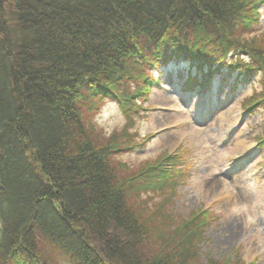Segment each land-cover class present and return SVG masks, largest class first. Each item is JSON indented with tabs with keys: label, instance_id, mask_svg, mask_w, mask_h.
<instances>
[{
	"label": "trees",
	"instance_id": "obj_1",
	"mask_svg": "<svg viewBox=\"0 0 264 264\" xmlns=\"http://www.w3.org/2000/svg\"><path fill=\"white\" fill-rule=\"evenodd\" d=\"M262 10L264 0H0V264H246L237 250L201 253L214 211L172 209L180 156L138 169L116 158L141 148L127 129L171 61L197 71L184 90L213 69L235 76L233 89L254 79L242 106L258 101L264 120V46L244 37ZM108 99L126 123L106 140L92 114Z\"/></svg>",
	"mask_w": 264,
	"mask_h": 264
},
{
	"label": "rangeland",
	"instance_id": "obj_2",
	"mask_svg": "<svg viewBox=\"0 0 264 264\" xmlns=\"http://www.w3.org/2000/svg\"><path fill=\"white\" fill-rule=\"evenodd\" d=\"M244 37L264 46V10L259 23ZM186 67V62L179 66L170 63L159 73L163 85L149 92L147 102L142 104L147 111L135 116L133 126L127 129L129 134L134 133L133 141L144 143L133 152L123 151L116 160L138 169L166 151L171 154L181 150L183 159L178 168L183 170L184 182L176 188L178 199L173 200L172 209L183 219L202 207L219 216L205 229L207 241L201 253L219 261L237 247L242 262L264 264V177L254 181L250 172L257 161L264 159V148L250 163H240V171L227 174L236 170L234 158L250 159L247 156L255 146V136L263 130L261 113L246 118L241 115L242 98L257 85L253 86L251 80L231 91L230 81L218 79L211 97L207 89L203 94L183 92ZM121 112L109 100L93 112L92 123L104 139L123 131L126 119ZM226 112L230 113L222 117ZM150 134L151 139L145 141ZM205 261L202 257L201 264Z\"/></svg>",
	"mask_w": 264,
	"mask_h": 264
},
{
	"label": "bare ground",
	"instance_id": "obj_3",
	"mask_svg": "<svg viewBox=\"0 0 264 264\" xmlns=\"http://www.w3.org/2000/svg\"><path fill=\"white\" fill-rule=\"evenodd\" d=\"M230 112H226L224 114H222V117H225L226 115H228Z\"/></svg>",
	"mask_w": 264,
	"mask_h": 264
}]
</instances>
